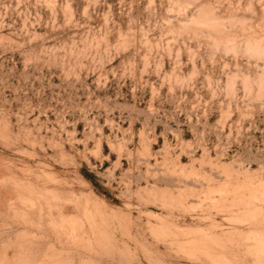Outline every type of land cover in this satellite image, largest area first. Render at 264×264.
<instances>
[{"label": "rangeland", "instance_id": "rangeland-1", "mask_svg": "<svg viewBox=\"0 0 264 264\" xmlns=\"http://www.w3.org/2000/svg\"><path fill=\"white\" fill-rule=\"evenodd\" d=\"M0 264H264V0H0Z\"/></svg>", "mask_w": 264, "mask_h": 264}]
</instances>
